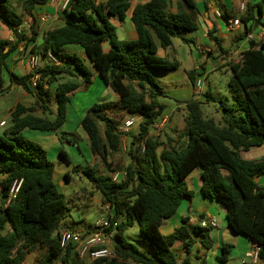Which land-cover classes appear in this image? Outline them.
<instances>
[{"label":"trees","instance_id":"trees-1","mask_svg":"<svg viewBox=\"0 0 264 264\" xmlns=\"http://www.w3.org/2000/svg\"><path fill=\"white\" fill-rule=\"evenodd\" d=\"M47 2L0 0V24L13 31L22 24L24 16H32L35 7ZM178 3L176 13L168 11L166 0L135 5L130 21L136 38L122 42L107 17L123 20L130 8L128 0H72L63 11L66 16L62 25L44 31L40 43L29 50L30 55L48 62L38 67L35 88L31 86L32 74L17 76L5 63L19 43L34 39L17 34L13 43L0 39V89L5 71L10 84L3 92L16 85L34 98L31 107L15 105L9 115L11 125L0 135V264H23L26 255L36 247L45 250L40 264H53L57 260L60 264H176L174 244L182 242L189 253L196 238H200V243L208 247L205 228L194 227L192 235L184 226L169 235L160 232L162 222L176 213L183 199L191 197L186 178L196 168L201 169L202 193L219 200L226 208L229 229L257 244L260 264H264V186L255 183V178L264 173V158L244 160L240 156V152L264 145V41L250 42L241 60L228 64L231 72L228 88L234 107L220 103L223 127L203 120L201 102L192 100L185 104V124L177 138L161 141L150 133L164 107L158 97L165 93L153 75L175 71L179 64L159 57L157 51L169 48L172 38L181 37L183 32L198 29L196 1L178 0ZM16 6L21 9L20 15ZM263 6L264 0L247 2L244 13L237 10L235 16L222 14V19L239 17L245 26L243 34L249 35L263 16ZM207 36L218 43L213 32ZM69 45L81 47L87 60L65 52L63 48ZM48 56L58 64L50 62ZM62 63L70 66H61ZM76 74L82 77L84 86L91 84L96 74L118 96L113 104L117 112L142 118L138 131L128 135L129 160L119 182H112V177L100 175L92 167L86 173L111 211L108 218L119 221L113 236L112 257L91 263L78 259L70 246L60 248L59 213L67 206L53 180L54 163L39 144L22 135L26 129L59 131L66 120L70 95L80 87L71 81ZM188 78L195 82L193 71ZM202 97L204 101L212 99L208 92ZM109 107V104L93 105L79 126L87 137L91 155L99 157L109 171L117 172L108 157L120 150L122 141L118 123L108 113ZM99 123L103 125L102 131ZM59 157L60 161L70 163L62 150ZM20 180L18 193L9 198L12 185ZM133 223L137 224L143 250L122 236ZM230 248L221 247L218 257L221 263L227 261ZM181 264H191L190 258H184Z\"/></svg>","mask_w":264,"mask_h":264},{"label":"rangeland","instance_id":"rangeland-1","mask_svg":"<svg viewBox=\"0 0 264 264\" xmlns=\"http://www.w3.org/2000/svg\"><path fill=\"white\" fill-rule=\"evenodd\" d=\"M248 2H251V0H248ZM15 9L16 13L20 15L21 9L17 6ZM62 13L65 17L66 13L63 11ZM109 23L114 29H117L118 32H120V29H118L119 26H124V30L126 26H131L130 21L122 23L117 17H109ZM213 23L215 26L213 34L219 41L218 45L224 50L228 49L231 46L230 38L237 35L238 31H228L224 20L220 18H215ZM124 33L126 32L124 31ZM24 35L25 36L23 37L27 38V33ZM203 36L204 33L200 27L194 31L183 32L181 37L172 38V44L169 48L165 50L158 49L157 55L159 57L170 61L175 60L179 64L178 69L175 71L156 72L153 75L154 79L159 84L161 83L160 85L164 88V96L158 97V101L164 106L160 116L165 117L169 121V123L165 122L164 124L168 123L167 133L168 135H172L174 139H176L177 135L183 130L185 124L184 116L187 114L185 104L194 100V96L191 93V83L188 78V73L195 67H199V70L194 74V77L195 80L199 79L201 81L200 89L202 95L206 92L212 95V99L209 101H204L202 96L199 99H196V101L201 102L199 108L202 119L210 120L215 126L221 128L224 124L222 121L220 103L223 101L230 107H234L228 88V81L231 78L229 66L224 64L214 65L212 61H202L201 49H214L216 53L219 51L213 41ZM28 55L30 54L28 53ZM5 63L7 69H11L10 61ZM167 75L171 78L168 79L166 77ZM2 80L3 87H8L10 81L8 74L5 71L2 73ZM71 81L78 83L80 87L70 95L66 112L67 118L59 131L53 133L28 130V133L23 136L39 144L46 151L48 159L54 163V182L59 177H61L60 181L63 182L64 172H68V181L67 183L63 182V184L65 183L64 187H62V184H58V191L64 195L67 206L66 210L59 213L60 225L58 231L72 230L85 232L89 229H93L96 221L108 217V208L103 202L101 193L92 186V183L86 175L88 168H95L98 174H108L110 177H113L116 172L109 171V167L102 163L99 157L91 155L88 148V141L86 142V140L83 139L84 132L80 126L78 129L75 127L76 120L80 121L93 105L105 104L112 101L114 99V94L109 88L102 85L103 83L100 79H92L91 84L84 86L82 83V77L79 74H76ZM22 91L20 90V87L12 85L7 91L0 92V121H5L7 125H9L10 120L8 119V112L14 107L17 101H21L22 103L26 101L24 98L21 99ZM30 97L31 95H28V98ZM178 106L182 107L178 110H173ZM52 107L55 111L54 104ZM109 111V114L116 119L119 128L122 125L123 120L126 118V114L117 112V110H113V108L109 109ZM235 115H238V113ZM137 123L138 122L136 121V124L131 131H138ZM98 125L100 131H102L103 125L101 123ZM3 130H5V128H0V135L4 133ZM131 131L129 130L128 132L121 133L122 146L120 150L116 153H111L108 157L110 165L115 163L117 172L122 173L125 165L128 163L129 158L127 151L130 142L128 135L132 134ZM67 132L72 133V135L67 136ZM43 136L48 137L45 139ZM45 140L49 141V143ZM51 140H53V143ZM54 141L58 142L60 150L65 152L68 156L70 161L69 164L60 161L59 155H57V152L54 150V147H56ZM259 150L263 152L264 147ZM120 180L121 179H119V181ZM99 200H101V203ZM122 236L126 241L135 245L138 249H144L140 244L141 235L136 223H133L129 228L123 231ZM42 257V253H37L36 258L33 260V264H40ZM54 264H60V262L56 263L55 261ZM205 264H209L208 259H206Z\"/></svg>","mask_w":264,"mask_h":264},{"label":"crops","instance_id":"crops-1","mask_svg":"<svg viewBox=\"0 0 264 264\" xmlns=\"http://www.w3.org/2000/svg\"><path fill=\"white\" fill-rule=\"evenodd\" d=\"M128 1L130 4V8L125 14L124 19L120 20L122 21V23H124L125 21H130V12L135 5L143 4L148 0H128ZM195 1L199 10V14L196 16L198 28L201 27L204 33L203 37L208 38L207 33L214 32L215 30V26L213 23L214 19L215 18L222 19V14H228L230 16H233L235 12L238 10V6L241 0L240 1L239 0H198V1L195 0ZM256 1L257 0H251V3H255ZM95 2L97 1L95 0ZM166 2L169 12L176 13L178 11V5H179L178 0H166ZM62 18H64V16L59 6L57 4H52L51 0H49L45 5L35 7L32 16L23 17V21L31 20V23L29 29L25 30L22 35L25 36L24 34L27 33V38H29L30 40L34 39V42H30L29 40L25 39L23 42L19 43L17 47L9 54L5 62L10 61L11 63V69H9L10 72H12L17 76L30 74V69L28 64V57H29L28 53L31 46L33 44L40 43L41 35L44 31L60 27L62 25ZM107 18L109 21V17ZM234 18L235 17H231L227 21L224 20L225 24L226 22ZM0 29H1L0 39L9 40L10 36L12 35V30H9L6 26L2 24H0ZM118 29H120V32H118L117 29H115V33L119 41L123 42V41L135 40L136 32L133 28L132 23L131 26H126L125 30H124V26H119ZM244 30H245V26L242 23L240 24V26H238L236 29L233 30V32L238 31V34L234 35L233 38H230L231 46L226 50L222 49L220 45H218L219 43L217 44L215 43V46H217L219 50L218 53H216L214 49L212 50L204 49L207 51V54L205 56L201 55L202 61L203 62L212 61L214 65H221V64L228 65L231 62L234 63L239 62L241 60L242 53L250 48V42L259 43L260 35L264 32V17L262 16V18L259 19L258 23L256 22V25H254L253 31L250 33L253 38L251 41L247 39V35L243 34ZM124 31L126 33H124ZM213 37H215L214 34ZM216 40L217 42H219L217 38ZM104 49L105 50L107 49V45H104ZM63 50L67 53H74L77 56L87 60L84 50L81 47L69 45V46H65ZM47 63H48L47 61L41 59L38 62V66L43 67ZM64 65H68V67L70 66L67 63L61 64V66ZM198 70L199 67H195L192 71L195 74L198 72ZM166 77L168 79L171 78L168 75ZM93 79L98 80L99 78L95 74ZM14 86L19 87L16 85ZM2 89H4L3 86ZM2 89H0V91H2ZM20 90L22 91L21 88ZM191 93L194 96V100L199 99L202 96V92L201 94H196V91L194 90V83H191ZM23 98L26 100L24 103H22L21 101H17L15 105L21 104L25 107L33 106L34 98L32 96L28 98V94L22 91L21 99ZM113 98L114 99L112 101L105 103V104H109L110 106L108 108V113L110 112L109 109L111 108H113V110L115 109L113 107V104L117 101L118 96L114 94ZM181 107L182 106L175 107L173 110H178ZM13 108L7 114L8 119H10L9 115L13 110ZM120 113L126 114L125 116L126 118L124 120L126 119L133 120V126L130 128V131L132 130V128H134L136 121L138 122L137 124L139 125V123L142 120V118L137 115H130L125 112H120ZM80 121L76 120V126H75L76 129H78ZM1 122L3 121H0V123ZM157 122L156 124L158 128L151 129L150 133L152 135L159 136L161 141H163V138L164 140L167 137L173 138L172 135H168L167 133L168 132L167 125L169 121L165 117L160 116ZM165 122L168 123L164 124ZM10 125L11 123L9 122V125H7L6 123L5 127H0V128H5V130H3V132H5L10 127ZM27 131H28L27 129L22 131V135L27 134L28 133ZM136 132L137 131L134 132L131 131L132 134ZM66 135L71 136L72 133L67 132ZM83 136H84L83 139H85L87 142V137L85 133L83 134ZM43 137L47 139L48 136H43ZM45 141L49 143V141L47 140ZM51 141L53 143V140ZM54 144L56 146L54 147V150L57 152V155H59L60 148L58 147V142L54 141ZM262 147H264V145L260 147L251 148L246 152H240V156L244 160H256V159L264 158V151L261 152L259 150ZM63 176H64L63 182L67 183L68 172H64ZM60 180L61 177L57 178L55 181L57 188L59 186L58 184H62V187H64L65 183L63 184V182ZM255 183L258 186H264V173L261 176L255 178ZM186 184L188 190L191 192V197L188 199L187 198L183 199L176 213L169 219H166L162 222L160 226V232L163 235H169L174 231V229L180 226H184L187 232L192 235L194 227L197 226L202 229L205 228L208 229V234L206 238V244L208 247H204L200 243V238H196L195 243L190 247L189 253H186V251L184 250L182 242H178L174 244L173 250L177 258L176 264H181V261L186 257L190 258L191 264H205L206 259H208L209 264H251L249 252L253 246L252 241H250L247 237L243 235L234 234L228 227V223L226 219V208L219 202V200L206 197L202 193L201 191L202 179H201L200 168H196L189 173V175L186 178ZM99 202L101 203V200H99ZM110 213L111 211L108 208V215ZM210 220H214L215 226L211 227L209 225ZM92 230L93 229H89L88 231L85 232H90ZM79 232H83V231H79ZM109 234L110 235L108 242L111 243L112 245L113 243L112 238L115 233L109 232ZM225 245H229L231 246V248L229 249L227 261L225 263H221L218 257L220 256L221 253V247ZM37 253H42V256H44L45 250L40 249L39 247L34 248L30 253L26 255L23 264H33V260L36 258ZM58 262L59 261L57 260L56 263Z\"/></svg>","mask_w":264,"mask_h":264},{"label":"built area","instance_id":"built-area-1","mask_svg":"<svg viewBox=\"0 0 264 264\" xmlns=\"http://www.w3.org/2000/svg\"><path fill=\"white\" fill-rule=\"evenodd\" d=\"M72 0H51L52 4H57L61 11H65L68 9ZM97 2H102L105 0H96ZM248 0H241L238 6L239 13H244L246 9V4ZM46 19V17H45ZM44 19V20H45ZM31 20L23 21L22 24L16 27L12 31V35L9 38V42L13 43L15 41V34L22 35L25 30H28L30 27ZM241 22L239 17L232 19L226 22V28L228 31H233L238 26H240ZM247 39L250 41L253 39L251 34L247 35ZM264 41V32L260 35L259 42ZM207 51L201 49V55L205 56ZM48 59L53 64L57 65L58 61L54 59L52 56H48ZM38 62L39 57L36 55H29L28 57V64L30 69L31 77V86L35 88L36 83L39 79V74L37 73L38 70ZM201 81L196 79L194 82V90L196 94H201ZM6 123L3 121L0 123V127H5ZM133 126L132 119L123 120L122 125L119 127L120 133H125L130 130ZM153 128H158L157 124L155 123L152 126ZM124 177V173L116 172L112 177V182H119V179ZM21 185V180L14 182L10 191H9V198H14L15 195L18 193L19 187ZM119 221L113 222L110 218L106 217L101 220L95 222L94 228L90 232H79V231H72V230H63L59 233L58 236V243L60 248L65 249L70 246L75 253L76 257L82 260L85 263H91L95 260L104 259L112 257V245L109 243V230L110 233H115L117 231V226ZM209 225L211 227L215 226L214 220L209 221ZM259 251L260 247L257 244H253L250 252L249 257L251 259V264H260L259 259Z\"/></svg>","mask_w":264,"mask_h":264},{"label":"water","instance_id":"water-1","mask_svg":"<svg viewBox=\"0 0 264 264\" xmlns=\"http://www.w3.org/2000/svg\"><path fill=\"white\" fill-rule=\"evenodd\" d=\"M255 25H256V23H255ZM7 49H5V51H6Z\"/></svg>","mask_w":264,"mask_h":264}]
</instances>
